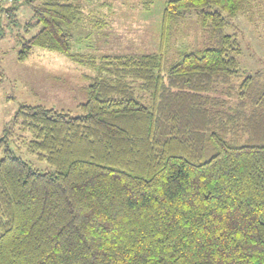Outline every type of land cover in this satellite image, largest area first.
Returning <instances> with one entry per match:
<instances>
[{
  "label": "trees",
  "instance_id": "trees-1",
  "mask_svg": "<svg viewBox=\"0 0 264 264\" xmlns=\"http://www.w3.org/2000/svg\"><path fill=\"white\" fill-rule=\"evenodd\" d=\"M75 1L23 0L18 61L40 48L94 74L77 115L21 105L2 130L0 264H264V72L243 77L225 32L264 0H166L162 43L190 11L209 37L166 74L157 54H73Z\"/></svg>",
  "mask_w": 264,
  "mask_h": 264
},
{
  "label": "rangeland",
  "instance_id": "rangeland-1",
  "mask_svg": "<svg viewBox=\"0 0 264 264\" xmlns=\"http://www.w3.org/2000/svg\"><path fill=\"white\" fill-rule=\"evenodd\" d=\"M165 1L76 0L74 4L81 6L85 17L80 27L73 30L71 52L83 61H96L103 56L157 54L162 58L161 73L166 74L183 55L203 48L209 37L196 12L190 11L170 18L162 43ZM13 6L14 20L1 14V10ZM30 19L31 11L23 0H0V135L21 105H39L77 115L78 106L87 99L83 90L87 78L94 74L87 62L80 64L40 48L19 62L21 37L29 39L36 32L24 33ZM98 19L106 25L96 31ZM225 32L236 36L240 43L238 61L243 77L263 73L264 8H255L251 15L240 14ZM147 103H151L150 97ZM10 148L18 155L16 146L11 144ZM22 153L33 167L43 171L48 168L34 156L26 155V151Z\"/></svg>",
  "mask_w": 264,
  "mask_h": 264
}]
</instances>
